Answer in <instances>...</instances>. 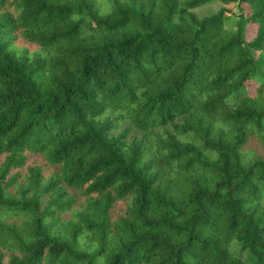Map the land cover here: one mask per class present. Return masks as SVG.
<instances>
[{
  "label": "trees",
  "instance_id": "trees-1",
  "mask_svg": "<svg viewBox=\"0 0 264 264\" xmlns=\"http://www.w3.org/2000/svg\"><path fill=\"white\" fill-rule=\"evenodd\" d=\"M0 264H264V0H0Z\"/></svg>",
  "mask_w": 264,
  "mask_h": 264
},
{
  "label": "rangeland",
  "instance_id": "rangeland-1",
  "mask_svg": "<svg viewBox=\"0 0 264 264\" xmlns=\"http://www.w3.org/2000/svg\"><path fill=\"white\" fill-rule=\"evenodd\" d=\"M258 85L256 83H251L250 84V89L252 91V93L254 92L255 88L257 87Z\"/></svg>",
  "mask_w": 264,
  "mask_h": 264
}]
</instances>
